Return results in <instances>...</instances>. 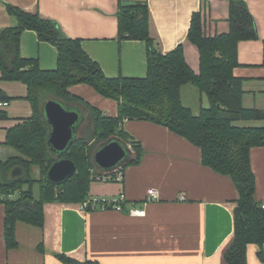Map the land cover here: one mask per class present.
Masks as SVG:
<instances>
[{
	"label": "crops",
	"instance_id": "obj_1",
	"mask_svg": "<svg viewBox=\"0 0 264 264\" xmlns=\"http://www.w3.org/2000/svg\"><path fill=\"white\" fill-rule=\"evenodd\" d=\"M143 1L149 6L150 34L159 50L165 54L183 44L187 62L198 73L200 53L188 40L192 17L202 11L208 33L225 32L230 0H0V32L16 23L8 5L39 13L54 21L66 36L79 38L108 77H145L147 45L143 40L121 38L118 20L122 6ZM243 1L254 18L258 37L239 42V65L233 73L243 79L244 107L264 109V0ZM20 50L23 57L37 59L42 69L57 68V47L40 40L34 30L23 32ZM188 85L182 88V98ZM0 89L9 96V105L0 107L7 114L0 118L1 157L12 148L6 144L9 128L30 117L33 107L27 99V85L3 79L1 71ZM69 91L104 115H118V102L89 84L71 85ZM200 96L202 99L203 94ZM236 124L264 126V119ZM123 127L140 141L144 149L141 161L123 166L120 180H93L89 190V197L124 193L123 210H85L81 201H46L44 225L17 220V244L8 247L6 205L0 202V264H67L58 254L81 263L228 264L225 253L234 238L239 198L231 177L205 165L202 149L165 125L133 119L125 120ZM251 165L256 200L262 205L264 146L251 148ZM152 188L158 194L155 199H149ZM134 206L145 214H131ZM261 251L264 245L249 244L247 264H264Z\"/></svg>",
	"mask_w": 264,
	"mask_h": 264
},
{
	"label": "trees",
	"instance_id": "obj_2",
	"mask_svg": "<svg viewBox=\"0 0 264 264\" xmlns=\"http://www.w3.org/2000/svg\"><path fill=\"white\" fill-rule=\"evenodd\" d=\"M7 7L16 23L0 32V71L3 79L27 85V99L33 107L30 117L8 130L6 144L17 153L6 159L0 157V202L6 205L8 247L17 244V220L44 225L46 201L82 202L89 198L93 176L102 173L93 160L100 142L118 136L133 150V158L126 165L139 163L144 149L123 127L125 120L139 119L165 125L187 138L202 149L205 165L231 177L239 198L234 238L225 260L228 264H247L248 245H264V208L256 200V178L251 165V148L264 146V126H240L236 122L264 119V109L244 107L243 79L233 73L239 65V42L258 37L246 3L229 1L228 30L216 34L207 32V18L202 11L194 13L188 40L200 53L198 73L187 62L183 44L165 54L159 50L150 34L146 1L122 6L118 16L121 38L143 40L147 45L145 77H108L84 50L79 38L66 36L54 21L39 13L12 5ZM27 29L36 31L40 40L57 47L56 69H42L37 59L22 56L21 36ZM79 83L89 84L101 95L115 99L119 105L118 115H104L99 108L72 94L69 87ZM188 84L197 87L209 100V106H202L197 114L183 102L182 88ZM50 99L65 105L76 104L85 115L80 134L60 155L53 153L47 141L50 126L43 106ZM1 100L9 101V96L0 89ZM0 118H7L5 111L0 110ZM60 158L73 160L77 170L64 183L55 184L48 180L47 174ZM15 167L23 170L21 176L12 174ZM35 168L39 169L38 177L33 175ZM37 183L39 195L36 197L33 187ZM12 194L16 195L10 197ZM260 255L264 259L263 251ZM58 257L67 264H100L96 261L81 263L64 254Z\"/></svg>",
	"mask_w": 264,
	"mask_h": 264
},
{
	"label": "water",
	"instance_id": "obj_3",
	"mask_svg": "<svg viewBox=\"0 0 264 264\" xmlns=\"http://www.w3.org/2000/svg\"><path fill=\"white\" fill-rule=\"evenodd\" d=\"M44 116L50 126L48 144L55 154L65 152L78 136V131L85 120L81 108L65 105L61 101L47 100L43 106ZM133 158L132 147L119 138L111 136L98 144L93 160L96 167L104 172H113L128 164ZM77 170L75 162L69 158H60L50 167L47 178L55 184L67 181ZM14 176H21L23 170L15 167Z\"/></svg>",
	"mask_w": 264,
	"mask_h": 264
},
{
	"label": "built area",
	"instance_id": "obj_4",
	"mask_svg": "<svg viewBox=\"0 0 264 264\" xmlns=\"http://www.w3.org/2000/svg\"><path fill=\"white\" fill-rule=\"evenodd\" d=\"M9 105L8 100H1L0 107H5ZM123 178V167L119 168L113 172H104L102 171L99 175H94L93 180L96 181H104V180H120ZM16 194L10 195V197L15 196ZM158 197L157 191L152 188L149 190V199H155ZM4 196H1V199ZM125 200V194L122 193L116 197H89L86 200L81 202V207L85 210L101 208V209H116V210H123V202ZM264 208V203L262 204ZM129 212L131 214H145V210L142 208H138L136 206L132 207Z\"/></svg>",
	"mask_w": 264,
	"mask_h": 264
},
{
	"label": "rangeland",
	"instance_id": "obj_5",
	"mask_svg": "<svg viewBox=\"0 0 264 264\" xmlns=\"http://www.w3.org/2000/svg\"><path fill=\"white\" fill-rule=\"evenodd\" d=\"M200 91L198 90L197 87H195L192 84H189L183 91V102L185 105L190 106L194 113H198L200 108L202 106L207 107L209 106V100L206 94H203V98L201 99L200 96ZM9 152H6L4 154H1L2 159H6L9 156H12L16 154L17 152L15 151L14 148H8ZM34 176L38 177L40 175L39 169L35 168L34 169ZM33 194L37 197L39 195V184H35L33 187Z\"/></svg>",
	"mask_w": 264,
	"mask_h": 264
}]
</instances>
